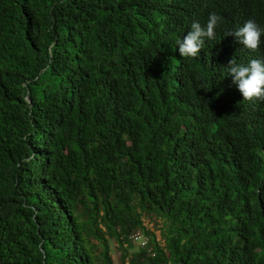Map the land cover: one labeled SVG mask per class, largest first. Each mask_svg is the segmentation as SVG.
<instances>
[{
  "label": "trees",
  "instance_id": "1",
  "mask_svg": "<svg viewBox=\"0 0 264 264\" xmlns=\"http://www.w3.org/2000/svg\"><path fill=\"white\" fill-rule=\"evenodd\" d=\"M209 2L0 0V264H264V101Z\"/></svg>",
  "mask_w": 264,
  "mask_h": 264
},
{
  "label": "clouds",
  "instance_id": "2",
  "mask_svg": "<svg viewBox=\"0 0 264 264\" xmlns=\"http://www.w3.org/2000/svg\"><path fill=\"white\" fill-rule=\"evenodd\" d=\"M219 8L231 10L225 16L234 29L226 35L233 36V55L242 59L237 64L233 58L229 62V74L233 83L238 86L245 100L259 99L264 101V60L258 53L264 26H261L255 10L250 8L244 0H210L207 9L212 12ZM222 17L213 12L209 15L206 26L194 21L191 31L182 40H177L179 53L183 57H196L205 45L206 39L215 38V29L222 21ZM245 64V65H244Z\"/></svg>",
  "mask_w": 264,
  "mask_h": 264
},
{
  "label": "rangeland",
  "instance_id": "3",
  "mask_svg": "<svg viewBox=\"0 0 264 264\" xmlns=\"http://www.w3.org/2000/svg\"><path fill=\"white\" fill-rule=\"evenodd\" d=\"M144 223L148 224L149 229L153 230L155 232V234L157 235L158 240L161 241L162 244H164V240L161 239V231L159 229V228H161L162 222L158 219V223L160 224L159 225L160 227H157L153 220H151L150 222L148 220H146V222H144ZM135 244H136L135 245L136 247L131 249L132 252L137 251L139 249V247L142 245L141 241H136ZM110 248H111L112 256L114 258V263L115 264H122V258H121L120 253L116 249V244H115L114 240H111ZM126 264H129V262H127Z\"/></svg>",
  "mask_w": 264,
  "mask_h": 264
},
{
  "label": "built area",
  "instance_id": "4",
  "mask_svg": "<svg viewBox=\"0 0 264 264\" xmlns=\"http://www.w3.org/2000/svg\"><path fill=\"white\" fill-rule=\"evenodd\" d=\"M149 221V220H148ZM146 222V220H145ZM146 224V223H145ZM148 226V224H146ZM131 239L134 243H136V241H141L142 245L141 247H145L148 245L149 243V238L147 237V235H145L141 230L135 231L132 235H131Z\"/></svg>",
  "mask_w": 264,
  "mask_h": 264
}]
</instances>
